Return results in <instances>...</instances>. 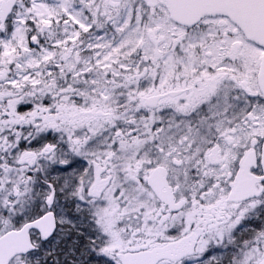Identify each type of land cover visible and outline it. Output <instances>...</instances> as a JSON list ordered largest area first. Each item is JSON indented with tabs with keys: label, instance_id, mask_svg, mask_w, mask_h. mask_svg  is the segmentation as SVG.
Returning a JSON list of instances; mask_svg holds the SVG:
<instances>
[{
	"label": "snow or ice",
	"instance_id": "1",
	"mask_svg": "<svg viewBox=\"0 0 264 264\" xmlns=\"http://www.w3.org/2000/svg\"><path fill=\"white\" fill-rule=\"evenodd\" d=\"M0 264H264V0H0Z\"/></svg>",
	"mask_w": 264,
	"mask_h": 264
}]
</instances>
